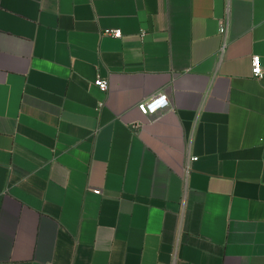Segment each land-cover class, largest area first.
Segmentation results:
<instances>
[{
	"label": "crops",
	"instance_id": "0c3cea01",
	"mask_svg": "<svg viewBox=\"0 0 264 264\" xmlns=\"http://www.w3.org/2000/svg\"><path fill=\"white\" fill-rule=\"evenodd\" d=\"M256 54L264 0H0V264H264Z\"/></svg>",
	"mask_w": 264,
	"mask_h": 264
},
{
	"label": "built area",
	"instance_id": "2783aa9c",
	"mask_svg": "<svg viewBox=\"0 0 264 264\" xmlns=\"http://www.w3.org/2000/svg\"><path fill=\"white\" fill-rule=\"evenodd\" d=\"M226 30L227 25L223 23L221 25V32L226 33ZM105 33L117 37L123 34L121 28H106ZM223 50L224 46L222 48V51ZM252 74L255 77H262L264 74L261 56L258 54L254 55L252 59ZM95 84L98 85L101 89L107 90L109 87V80L108 78L98 76L95 79ZM169 105L170 98L168 94L164 91H159L138 102L137 108L144 115H153L159 112L160 110L167 108ZM134 126H138V124H135ZM95 192L99 193L100 189H95Z\"/></svg>",
	"mask_w": 264,
	"mask_h": 264
}]
</instances>
